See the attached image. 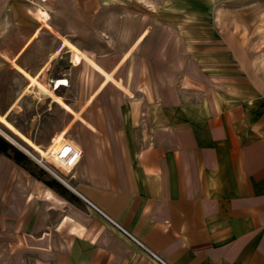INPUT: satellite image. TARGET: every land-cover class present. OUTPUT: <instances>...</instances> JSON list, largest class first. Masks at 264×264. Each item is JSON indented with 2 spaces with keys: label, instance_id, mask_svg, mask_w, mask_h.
<instances>
[{
  "label": "rangeland",
  "instance_id": "rangeland-1",
  "mask_svg": "<svg viewBox=\"0 0 264 264\" xmlns=\"http://www.w3.org/2000/svg\"><path fill=\"white\" fill-rule=\"evenodd\" d=\"M72 1L28 0L26 6L47 11L50 27L85 50L80 61L67 52L61 58L55 56L38 77L42 84L54 73L55 78L64 80V101L75 112L88 106L87 100L102 80L89 60L111 66L126 58L129 47L141 42L147 32L143 46L130 51L132 56L116 76L129 81L125 86L132 91H187L192 96L174 101L122 100L113 96L120 88L108 83L90 109L208 103L226 113L233 111L241 121H264V0ZM22 2L0 0V23L8 19L5 30L12 39L8 47L17 54L19 66L28 65L37 54L49 58L60 53L63 42L32 19ZM5 46L0 42L1 48ZM157 56L162 57L160 61L153 60ZM154 67L160 68L161 84L153 83ZM15 71L9 70L1 79L0 116L46 150L56 133L71 124L72 116L52 104L48 96L29 93L27 80ZM138 80L143 83L138 84ZM185 80L191 83L184 84ZM22 87L24 94L18 96ZM0 129L7 136L0 135L28 158L20 166L0 154V264H66L69 254L79 249L77 237L87 239L96 230L92 208L82 200L77 206L69 205L52 189H46L42 179L67 187L44 166L60 177L61 173L46 161H40L42 166L22 152L29 151L37 158L1 122ZM41 170L47 176H42Z\"/></svg>",
  "mask_w": 264,
  "mask_h": 264
},
{
  "label": "crops",
  "instance_id": "crops-1",
  "mask_svg": "<svg viewBox=\"0 0 264 264\" xmlns=\"http://www.w3.org/2000/svg\"><path fill=\"white\" fill-rule=\"evenodd\" d=\"M27 1L21 3L24 11L47 29L43 26L48 24L47 11L31 10ZM7 23L8 19L0 23V42L6 45L0 47V83L15 69L27 80L26 90L38 95L25 73L38 81L55 56L67 52L80 61L85 51L75 55L62 42L60 53L49 58L37 54L28 65L19 66L17 54L8 47L12 39L5 30ZM146 36L147 32L129 47L126 58L111 66L89 60L102 80L87 100V109L75 112L65 103V83L55 78L56 73L41 83L48 88L45 96L51 103L72 116L71 124L56 133L46 150L6 120L44 152L43 156L22 139L39 161L55 165L62 175L55 177L78 202L92 208L96 230L87 239L77 237L79 249L69 254L66 264H161L151 253L165 264H264V121H241L233 111L226 113L208 103L90 109L108 83L120 88L113 96L122 100L192 96L187 91H132L125 86L129 81L116 76ZM153 76L154 84L162 83L159 67H154ZM23 87L18 96L24 94ZM64 141L81 153L73 168L53 158Z\"/></svg>",
  "mask_w": 264,
  "mask_h": 264
},
{
  "label": "trees",
  "instance_id": "trees-1",
  "mask_svg": "<svg viewBox=\"0 0 264 264\" xmlns=\"http://www.w3.org/2000/svg\"><path fill=\"white\" fill-rule=\"evenodd\" d=\"M8 152H11L12 155H10ZM0 154L5 155L6 157L12 159L16 164L23 166L24 163L28 162V158L20 153L17 149H15L12 145L7 143L3 138L0 137ZM42 176H47V174L41 170ZM38 180H41L38 178ZM44 185L50 189H52L54 192H56L58 195L66 198L69 202L75 204L78 202V199L70 193L67 189H65L63 186L58 184L54 180H41Z\"/></svg>",
  "mask_w": 264,
  "mask_h": 264
},
{
  "label": "bare ground",
  "instance_id": "bare-ground-1",
  "mask_svg": "<svg viewBox=\"0 0 264 264\" xmlns=\"http://www.w3.org/2000/svg\"><path fill=\"white\" fill-rule=\"evenodd\" d=\"M44 27H46L48 30L53 31L58 37H60L63 40V47L66 46L71 52H73V54L75 55H80L81 52L78 48H76L72 43H70L67 39L63 38L61 35H59L57 32H55L48 24H44ZM57 54V53H56ZM55 55V54H54ZM25 73V72H24ZM26 77H28L30 79L31 85L37 86L39 93L41 96H45L49 93V90L46 86L42 85L41 83H39L37 81L36 78H33L31 76H29L27 73H25ZM33 87V86H32ZM49 87V86H48ZM30 89V88H29ZM28 89V90H29ZM35 90V89H34ZM37 93V92H36ZM0 122L2 124H4V126L9 129L12 133L18 135L21 139H23L24 141L28 142L31 146H33V148H35L41 155H45L44 152H42L40 149L36 148L30 141H28L23 135H21L18 131H16L3 117H0ZM5 132V131H4ZM2 131V129H0V133H3L6 135V132L4 133ZM20 148V147H19ZM25 150V149H23ZM35 150V151H36Z\"/></svg>",
  "mask_w": 264,
  "mask_h": 264
},
{
  "label": "built area",
  "instance_id": "built-area-1",
  "mask_svg": "<svg viewBox=\"0 0 264 264\" xmlns=\"http://www.w3.org/2000/svg\"><path fill=\"white\" fill-rule=\"evenodd\" d=\"M64 77V75H62ZM65 78V77H64ZM66 79V78H65ZM67 80V79H66ZM68 81V80H67ZM51 83H53V81H50ZM66 87H64L65 89ZM54 160L56 162H58L59 164L62 163L64 164L66 167H74L75 164L78 162V160L81 157V153L79 151H77L75 148H73L72 146L68 145L65 141L61 143L60 145V149H58L57 152L54 153L53 155ZM51 165V164H50ZM53 168H55L54 164L51 165ZM56 169V168H55ZM122 232H124V234L128 235L124 230H122ZM151 255L158 260L161 264H165L163 261H161L159 258H157L155 255H153L151 253Z\"/></svg>",
  "mask_w": 264,
  "mask_h": 264
},
{
  "label": "water",
  "instance_id": "water-1",
  "mask_svg": "<svg viewBox=\"0 0 264 264\" xmlns=\"http://www.w3.org/2000/svg\"><path fill=\"white\" fill-rule=\"evenodd\" d=\"M1 138H3L1 135H0ZM4 139V138H3ZM6 142H8L9 144H11L12 146H14L12 143H10L9 141H7L6 139H4ZM18 147H19V144H17ZM21 148V146H20ZM21 150V149H20ZM24 152L27 156H29L30 158L34 159L36 162H38L39 164H41L42 166H44L37 158H35L34 156H32L28 151H22ZM51 174H53L55 176V174L49 170L46 166H44ZM68 186V185H67ZM70 188V187H69Z\"/></svg>",
  "mask_w": 264,
  "mask_h": 264
}]
</instances>
